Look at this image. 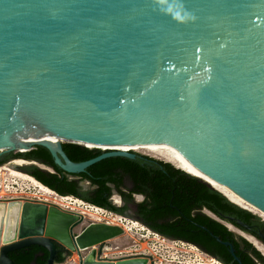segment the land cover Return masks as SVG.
Masks as SVG:
<instances>
[{
  "label": "water",
  "instance_id": "1",
  "mask_svg": "<svg viewBox=\"0 0 264 264\" xmlns=\"http://www.w3.org/2000/svg\"><path fill=\"white\" fill-rule=\"evenodd\" d=\"M16 128L42 140L29 136L22 150ZM156 141L264 211V0H0V157L40 145L78 173L141 152L100 148L75 162L63 143ZM20 158L28 163L11 167L30 175L25 167L46 165ZM84 219L54 202L0 199V264H16L9 252L34 243L49 250L47 264L64 262L60 247L65 259L80 253L74 264L149 263L97 258L96 248L81 255L125 231L106 221L76 231Z\"/></svg>",
  "mask_w": 264,
  "mask_h": 264
},
{
  "label": "trees",
  "instance_id": "2",
  "mask_svg": "<svg viewBox=\"0 0 264 264\" xmlns=\"http://www.w3.org/2000/svg\"><path fill=\"white\" fill-rule=\"evenodd\" d=\"M62 146L69 158L75 162L91 159L103 152L100 148L76 143H63ZM28 154L31 158L44 159L54 170L52 172L34 165L30 173L38 181L61 196L79 197L94 206L118 214L120 208L108 199L112 193L110 184L120 183L125 174L130 175L135 181L147 183L148 192L141 206L144 215L154 221L156 227L152 228L153 230L163 235L164 233L179 235L177 237H187L189 232L197 230L202 237L222 247L228 260L235 259L229 247L217 241L210 233L213 232L220 237L223 232H234L210 216L197 212L205 203L210 205V202L221 204L231 202L206 180L205 182L201 177L176 167L171 161L155 159L144 154H139L135 158L124 155L109 156L89 165L84 171L70 173L55 162L49 149L44 146H36ZM4 162L6 160H0V165ZM82 181H89L94 189L83 190ZM89 193L93 195L90 196ZM158 220H162V223H158ZM241 239L244 248L236 247L241 263L264 264V255L248 240ZM63 251L64 248L60 247L56 258L58 262L65 259ZM9 256L16 264H47L49 250L34 243L11 250Z\"/></svg>",
  "mask_w": 264,
  "mask_h": 264
},
{
  "label": "rangeland",
  "instance_id": "3",
  "mask_svg": "<svg viewBox=\"0 0 264 264\" xmlns=\"http://www.w3.org/2000/svg\"><path fill=\"white\" fill-rule=\"evenodd\" d=\"M138 152H141V154L147 155L155 159L167 161V159L162 156V154L157 153V151L142 150ZM9 162L10 161H7L1 164L0 168H2L3 166L11 167V164ZM172 164L178 167L176 163ZM37 166H42L43 168L49 167L43 164ZM86 182L87 181H85L84 183L86 184ZM37 185H40L39 182L30 180L22 176L13 175L8 170L0 171V194H3L5 196L43 198L42 193L39 191L40 189ZM136 195L138 196L140 194ZM134 198L137 197L134 196ZM75 200H78L79 202L82 201V206L89 205L91 209L89 210V212H87V214H84V222L76 227V231H80L83 226L93 221H106L114 224L119 222L125 225V231L123 234L112 238L105 243L106 246L112 248L113 252L121 250L123 252H126L125 254L127 255H145L149 258V263L151 264H224L216 258L206 255L193 243L181 239L167 238L159 232L150 229L148 226H146V224L141 222L139 219L134 218L133 216L122 213L118 214L105 208L94 206L74 196H72L69 201ZM116 200H118V202H116ZM114 201L116 204L120 203L119 197L117 195L114 196ZM66 208L69 207L66 206ZM116 216L120 217L121 219L119 221L118 219L114 220V217ZM259 218L263 221L260 216ZM227 228L229 230H232L230 229V227ZM232 231L237 236L246 239L244 235L238 233L237 230ZM246 240L249 241V239ZM253 246L255 247L254 244ZM71 255L72 252L70 256ZM118 256L121 255L119 254Z\"/></svg>",
  "mask_w": 264,
  "mask_h": 264
},
{
  "label": "flooded vegetation",
  "instance_id": "4",
  "mask_svg": "<svg viewBox=\"0 0 264 264\" xmlns=\"http://www.w3.org/2000/svg\"><path fill=\"white\" fill-rule=\"evenodd\" d=\"M24 157L26 159H33L40 162H43L46 165H49L47 161L44 159H35L29 157V154H20V153H7L0 157V160L10 161L9 163L12 164L14 159ZM51 166V165H49ZM34 164H31L25 167V170L31 172L33 170ZM111 186V195L109 196V200L112 203L116 204L114 201V196L117 195L119 197V204H116L120 208V213L126 215H133L135 214L141 221L149 225L151 228H155V223L152 220H149L146 214L143 213V207L141 206V202L146 199V192L148 184L145 182H138L135 181L130 175L125 174L122 181L116 184H110ZM94 189V188H93ZM89 189V190H93ZM83 190H88L83 187ZM140 194V195H136ZM90 196L93 193H89ZM137 197V198H134ZM228 199V197H226ZM231 203H217V202H210L203 204L197 212L201 215H208L213 220H216L226 227H230L232 230H237L238 233L245 236L247 234H251L252 238L258 241L261 245H264V218L263 221L257 216L255 212L242 207L241 205L233 202L232 200L228 199ZM118 202V200H116ZM158 223H162V220H158ZM231 230V231H232ZM233 232V231H232ZM164 235L168 237L174 238H182L181 240H186L191 243L197 244L201 247L202 251H206L211 255H214L224 261L226 264H236L238 262L236 259L228 260L226 254L223 253V248L211 243L204 237H202L197 230L189 232L187 237H177L179 235H172L164 233ZM220 236L223 240L228 241L233 244L236 252V247L238 249L244 248V243L242 242L241 237L237 236L235 233H225L221 234ZM250 236V235H249ZM246 237V236H245ZM194 238V239H193ZM247 238V237H246ZM251 241V240H250ZM223 244V243H222ZM225 245V244H223ZM196 246V245H195ZM229 247L228 245H225ZM198 248V247H197ZM64 255L67 251L64 249ZM205 253V252H204ZM206 254V253H205ZM237 254V253H236ZM208 255V254H206ZM210 256V255H209ZM214 258V257H213ZM239 264H242L239 262Z\"/></svg>",
  "mask_w": 264,
  "mask_h": 264
},
{
  "label": "bare ground",
  "instance_id": "5",
  "mask_svg": "<svg viewBox=\"0 0 264 264\" xmlns=\"http://www.w3.org/2000/svg\"><path fill=\"white\" fill-rule=\"evenodd\" d=\"M6 133H8L7 130L4 131V134H6ZM31 134L27 135V133L22 131V129L16 128L14 136H16V138L18 139V141L21 144V147H19V148H21L22 150H26L24 148V146H27V147L31 146L33 138L37 139V140H39V139L42 140L41 135L33 134V133H31ZM29 136H32V139L29 138ZM87 144L90 147H93V146H97L99 148L103 147L102 149H120V150H131L132 149V150H138V151H142V150L157 151V153L162 154V156H164L168 161H171L172 163H176L178 167L183 168L184 170H186V171H188V172H190L196 176L201 177L202 179L206 180L209 184H212L213 186H215L220 192H222L225 196H227L233 202L241 205L244 208H247V209L255 212L256 214H258L259 216L264 218V211L263 210H261L259 207H257L256 205H254L253 203H251L250 201H248L247 199H245L241 195L232 191L230 188H228L222 182H219V181L211 178L210 176L206 175L205 173L201 172L200 170H198L196 167L191 165L181 155V153L179 152L178 149L170 146L169 143H160V142L156 141V142H148V143H143V144H113V143H110V144L109 143H103V144L87 143ZM25 163H28V161L20 158L17 161H14L12 164H25ZM3 170H8L13 175L22 176V177L28 178L30 180L39 182L40 185H37V186L39 187V189H40L39 191L42 193L43 198L36 197L37 199H41V200H45V201H49V202H54V203H57L61 206H65V208L67 206V207H69L68 209L78 211V212L83 213V214H87V212H89V210H91L89 205L82 206V203H83L82 201L81 202H79L78 200L69 201L72 196L70 197V196L59 195L54 190H52L48 186L41 183L40 181H38L35 177H33L30 174H27L24 172L22 173L21 171L15 170L14 168H11L8 166H3L2 168H0V171H3ZM7 198H12V196H5L3 194H0V199H7ZM115 219H118V221H119L121 218L116 216V217H114V220ZM108 223H110V222H108ZM110 224H114V223H110ZM116 224L121 225L125 229V225H123V223L118 222ZM245 236L249 240H251V242L264 254V246L263 245H261L258 241H256L251 236L246 235V234H245ZM107 250H108L107 255L120 254V253L122 254L123 253V251H121V250L113 252L111 247H108ZM75 252H77V251H75ZM76 260H77L76 257H74L71 262L74 264L76 262Z\"/></svg>",
  "mask_w": 264,
  "mask_h": 264
},
{
  "label": "built area",
  "instance_id": "6",
  "mask_svg": "<svg viewBox=\"0 0 264 264\" xmlns=\"http://www.w3.org/2000/svg\"><path fill=\"white\" fill-rule=\"evenodd\" d=\"M33 148H35V147H33ZM51 171L54 172L53 169H51ZM107 241H104V242L99 243L97 245H93L91 247H87L85 249H81V251H80L81 252V255L85 256L86 254H88L91 251L92 248H96V250H97V258L107 259V258H118V257H123V256H135V255H127V254H125L126 252H123L122 254L120 253L121 256H118L119 254L107 255V252H108L107 248H108V246L105 245V243ZM71 252H72V255L70 256ZM71 252L69 253L68 257L64 260V262H62L60 264L68 263V262L71 263V261L73 260L74 257H76V259H77L75 263H78L79 262L80 253L78 251L77 252L71 251ZM149 264H151V263H149Z\"/></svg>",
  "mask_w": 264,
  "mask_h": 264
}]
</instances>
